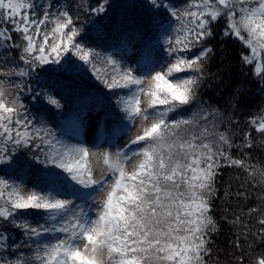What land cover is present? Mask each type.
<instances>
[{
  "label": "trees",
  "instance_id": "obj_1",
  "mask_svg": "<svg viewBox=\"0 0 264 264\" xmlns=\"http://www.w3.org/2000/svg\"><path fill=\"white\" fill-rule=\"evenodd\" d=\"M35 1L0 6V59L23 114L0 103V264H61L68 210L44 195L83 184L59 136L99 110L109 133L127 130L140 85L112 54L132 48L150 68L179 63L155 89L163 119L134 144L149 160L117 207L113 247L135 264H176L180 247L189 264H264V53L241 38L259 1Z\"/></svg>",
  "mask_w": 264,
  "mask_h": 264
},
{
  "label": "rangeland",
  "instance_id": "obj_2",
  "mask_svg": "<svg viewBox=\"0 0 264 264\" xmlns=\"http://www.w3.org/2000/svg\"><path fill=\"white\" fill-rule=\"evenodd\" d=\"M29 1L21 0V3ZM218 1L222 4L229 0ZM258 1L260 6L254 10L255 17L247 18L246 34L241 35V38L249 41L251 52L261 59V50L264 53V0ZM2 4L3 0H0V6ZM17 4L20 7V3L14 0L13 7ZM38 7L42 9L40 5ZM24 11L20 13L24 14ZM4 31L0 30V39L4 37ZM175 38L172 31L168 36L170 46ZM252 40L257 41L254 44ZM112 58L121 74L134 78L140 85L139 90L129 98L133 110L127 127L129 129L108 134L111 123L104 120L101 110L82 115L79 128L67 127L60 134L59 150L63 154L61 163L68 165L70 162L79 172L83 185L75 186L72 195L66 190L50 196L42 194L54 207L67 208L69 212L60 221V232L54 235V248L59 252L61 264H135L113 247L117 240V207L123 201V193L127 194L135 186V177L142 173L143 165L149 160L147 149H141L142 144L137 146L139 151L133 150L135 142L142 141L163 119L155 109V89L160 82L159 76L167 75L169 68L170 71L177 68L179 60L172 56L165 66L150 68L140 61L139 52L133 48L113 53ZM5 66V60L0 59V103L16 109L21 118V98ZM258 127L264 130V121L259 122ZM67 165V168L72 167ZM203 175L204 171L199 170L196 178ZM126 181L128 183L124 187ZM31 185V181L26 180L18 185L17 190L29 198L32 194ZM190 204L194 212H199L205 206H195L200 204L195 202L187 205ZM186 255L184 248H177L170 254V261L189 264Z\"/></svg>",
  "mask_w": 264,
  "mask_h": 264
}]
</instances>
